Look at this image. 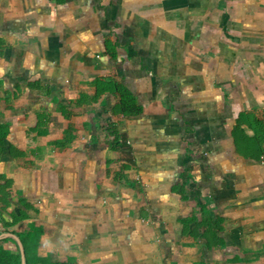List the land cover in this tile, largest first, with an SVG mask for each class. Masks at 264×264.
Listing matches in <instances>:
<instances>
[{
  "label": "crops",
  "instance_id": "0c3cea01",
  "mask_svg": "<svg viewBox=\"0 0 264 264\" xmlns=\"http://www.w3.org/2000/svg\"><path fill=\"white\" fill-rule=\"evenodd\" d=\"M243 3L249 6V0H0V125L6 129L0 174L12 179V196L33 204L40 239L56 244L61 259L75 264H264V133L255 134L264 125V31H258L257 45L249 33H240L235 56L214 49L217 30L222 31L214 22L217 11L230 17L227 11ZM106 11L113 27L125 28L124 36L145 30V62L136 67L134 90L121 83L137 106L141 98L142 104L152 101L162 84L164 95L171 99L174 92L180 98L185 120L199 128L202 118L208 122L211 139L210 133L219 131L215 120L236 109L231 100L237 83L260 84L253 100L262 106L261 114L248 121L253 136L231 129L224 141L214 137L212 142L219 140L228 151L218 162L212 146L210 182L186 192L168 188L162 159L167 163L173 154L166 151L174 147L172 141L180 143L177 154L184 157L188 141L181 134L171 140L169 117L161 132L153 130L150 102L122 132L136 150L145 149L133 156L134 163L156 165L154 170L139 167L142 189L135 190L130 178L114 177L117 155L96 151L103 147L104 132L100 140L92 137L86 129L95 112L77 101L85 91L93 92L94 79L102 78L104 65L93 56L101 52L97 38ZM186 28L192 30L191 45L184 39ZM248 29L245 23L242 30ZM174 30L178 41L167 48ZM105 40L102 50L113 59L119 39L114 47L110 43L112 51ZM195 193L219 220L220 230L211 238L216 246L183 232L185 217H200L196 202L185 198Z\"/></svg>",
  "mask_w": 264,
  "mask_h": 264
},
{
  "label": "rangeland",
  "instance_id": "374dc122",
  "mask_svg": "<svg viewBox=\"0 0 264 264\" xmlns=\"http://www.w3.org/2000/svg\"><path fill=\"white\" fill-rule=\"evenodd\" d=\"M263 3L264 2H262L261 0H249V6L246 3H243L241 5V9H238L236 11L229 9V11H227V14L231 15L230 17L225 16L226 12L219 8V10L217 11V19H214V22L218 24V28L220 27L219 25H221L223 33L221 30H217V35L214 39V49L217 51L222 50L221 53L224 55L235 56L236 52L239 50L238 46L241 40L240 33H249L250 41H254L255 45H257L256 43H258V31H264V22L260 23L261 15L264 11V6H262ZM107 11L105 19L102 18L99 23V31L101 32L97 38V43L100 45L101 52L95 53L93 57L95 61H100V63L104 65L102 75L100 74L102 79L120 82L133 91L135 83H133L132 78H134V75H136V67L143 68L145 62V49L143 48L144 45L142 43V41L146 43L144 37L145 30L140 31L139 29L137 37H135L134 35L133 37L124 36L125 28L121 29L119 25L118 27L114 26V28V20L111 17V14H107ZM241 13L245 14L242 16L243 20H240L239 18ZM100 14L103 15V11ZM245 23H249V29L246 30L248 32L242 30L245 29ZM115 32H117V34H115ZM184 36L186 44L190 43L191 45L193 41L192 30L188 28L184 29ZM115 37L119 39V47L115 50V57L113 59H109V57L106 56L104 50H102V41L106 39L105 44L107 41H109L108 45L112 51L113 49L110 46V43H112L114 47V39H116ZM168 38L169 40L166 41L165 46L167 48L170 47V45L175 46L176 42L178 41L176 31H172V35ZM254 53H256V51ZM35 86L41 88V85L39 83H36ZM159 86L160 89L158 91V94L154 93L153 100L151 101L152 98H144L145 101L142 104L141 98V104L139 103L140 105H138V112L131 115L118 113L115 110L114 98L110 94L96 96L94 89L93 92L92 90L85 91L83 95H80L77 104L83 103L92 105V110L95 112V115L92 116L93 118L90 122L91 125L86 130L91 133L93 138H95V136L97 135V140H100V135H102L101 132L103 130V138L99 142V144H101L103 147L101 146L102 148L96 149V151L108 150L109 152H111V154L115 156L117 155L116 157H118V164L116 165L117 169L114 170V177L116 178L117 176H119L121 178H130L129 184L135 190H140L143 188L144 182H142V179L139 175V167H146L148 169L152 168V170H154L156 165H143L141 163H135V165L132 167L127 166L121 160L122 154L119 150V146L121 136L123 134L122 132L131 123L136 122L138 116L144 113V106H146V102H150L151 104L149 103L150 105H148H152L151 110L147 111V113H149L151 116L150 119L152 121L151 123L153 124V130L158 133L161 132L162 126L164 125V119L169 117L171 119V123L173 124L172 126H174V132H172L171 134L173 139L171 140H175L177 138V135L181 134V137L186 136V139L188 141V143H185V145H187V150L184 153V157L177 154L182 149L179 148L180 143L178 141H172L171 144L175 143L174 147L169 146L172 148H168L169 150L166 151H172L173 154L167 159V163L162 159V169H164V171H167L168 173V188L173 190L174 193H177L178 190H185L186 192L188 189L199 188V184L203 186V184H206L213 179V176L211 177V174L208 172L209 165L213 166V164L209 162L210 150L213 149L212 146L215 145V148L217 150L216 156L219 159L218 162L224 160L223 157H226L223 152L227 149H224V147L220 146L221 142H218L219 140H217L216 142H212L214 137H216V139L223 138L224 141V138L226 137V135H228V132L230 131L231 133V129H242L244 133L253 136L252 131L249 129L248 121L250 118H254V120L257 121V118L260 117L261 114L262 106H259L257 104L258 101L256 98L255 100H253L254 95L257 93H254V91L260 88V84H248L245 81L237 83L238 88L235 91L234 98L231 100L232 108L233 106H235L236 109H234V112L223 115L221 118L217 117L219 119L215 120V130L218 129L219 131L217 133L215 132V136L210 133L211 137H213L211 139L209 137V132H207L208 122H206L204 118H202L199 122L200 128L196 125L194 126L190 124L183 117L185 110L179 105L180 98L178 96L176 97L174 92H172L173 95L170 99V95H164L162 84H160ZM248 93L251 94L250 97H248ZM184 124H188V126L186 128H183ZM178 127H180V129H178ZM263 133L264 125L261 127L259 132L258 130L257 133L255 132V134L257 135L260 134L261 137H263ZM190 136L192 138H190ZM126 140L129 143L128 145H131V147H133L129 135L126 136ZM131 147L129 148V152L132 158L133 156L138 157L143 152V150H145L144 148L141 150H136L134 147ZM101 153L102 152H99V154ZM112 171L113 169H111V172ZM7 179L10 183L8 191L11 193L10 206L8 209L9 211L13 212L15 216L21 215L22 213L24 214V218L18 221L15 225H12L9 229L19 232L22 237H27L26 234L34 235V241L36 244L34 250L36 254L41 256L50 255L52 256L51 258L57 262H67L69 264H75L71 261H68L66 259L63 260L60 258V255H62L63 252L62 250H60L61 252H59V250L56 249V244L46 242L47 238L40 239V237H42L40 236L42 235V229H35L36 223L33 221V219L36 220V218H34L35 216L33 217L34 213L31 211L33 209V204L25 197L23 198L21 196H12L11 190L13 189V181L12 179ZM179 194L183 196L181 192H179ZM185 198L186 200L196 202V204L193 203V206L197 205L199 207L200 217L197 218L195 215L192 216V213H190L189 216L184 218L186 221H188V223H186L183 227L184 234L190 235L192 237L204 238L207 241L209 247L216 246L218 243L212 242L211 238L214 237L213 234L215 232L220 230V227L218 225L219 220L213 218V216L209 214L207 204L205 202H200V200L197 199L198 195L196 193L194 194V196L186 195ZM6 217L8 218V216ZM3 233H6V230L0 221V235ZM7 233L12 232L7 231ZM12 234H15L19 237V235H17L16 233ZM9 245L12 248L15 247L14 244L10 243H7L5 247H8ZM156 247L158 251L161 250L159 245H156ZM169 248L170 247L168 246V249Z\"/></svg>",
  "mask_w": 264,
  "mask_h": 264
},
{
  "label": "trees",
  "instance_id": "16d2710c",
  "mask_svg": "<svg viewBox=\"0 0 264 264\" xmlns=\"http://www.w3.org/2000/svg\"><path fill=\"white\" fill-rule=\"evenodd\" d=\"M92 86L94 87L95 95H103V94H110L115 97V110L118 113L123 114H136L139 110L138 106L136 105L133 97L130 94V91L123 86L121 83L111 80H105L102 78H96L92 82ZM6 136V129L0 125V158L2 153V144L3 140ZM129 145L126 140V136L122 134L119 150L122 154L121 160L127 166H134L135 163L133 158L129 152ZM11 154L13 152L10 150ZM10 183L8 179L0 174V221L3 227L5 228L6 232L10 231L12 233H16L19 235L25 252V264H69L67 262H57L54 261L50 255H38L35 253V241L34 235L26 234L27 237H22V235L9 229L12 225H15L18 221L24 218V214L15 216L13 212L9 211L10 206V196L11 193L8 191ZM8 216V218L6 217ZM7 243L14 244V248L10 245L5 247ZM0 264H21L20 259V251L17 246L16 241L11 237H4L0 239Z\"/></svg>",
  "mask_w": 264,
  "mask_h": 264
},
{
  "label": "water",
  "instance_id": "95a60500",
  "mask_svg": "<svg viewBox=\"0 0 264 264\" xmlns=\"http://www.w3.org/2000/svg\"><path fill=\"white\" fill-rule=\"evenodd\" d=\"M6 236H10L12 237L16 243H17V246L19 248V251H20V259H21V264H25V252H24V247H23V244L21 242V240L19 239L18 236H16L15 234H12V233H3L0 235V238L1 237H6Z\"/></svg>",
  "mask_w": 264,
  "mask_h": 264
}]
</instances>
